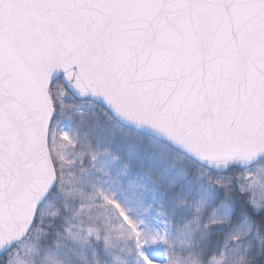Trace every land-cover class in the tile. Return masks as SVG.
<instances>
[{
	"label": "snow or ice",
	"instance_id": "obj_1",
	"mask_svg": "<svg viewBox=\"0 0 264 264\" xmlns=\"http://www.w3.org/2000/svg\"><path fill=\"white\" fill-rule=\"evenodd\" d=\"M0 264H264V0H0Z\"/></svg>",
	"mask_w": 264,
	"mask_h": 264
}]
</instances>
